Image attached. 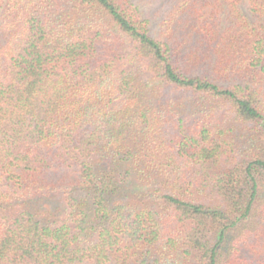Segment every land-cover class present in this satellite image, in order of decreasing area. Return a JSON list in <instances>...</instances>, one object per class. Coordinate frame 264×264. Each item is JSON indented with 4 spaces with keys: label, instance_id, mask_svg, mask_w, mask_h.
I'll return each mask as SVG.
<instances>
[{
    "label": "trees",
    "instance_id": "1",
    "mask_svg": "<svg viewBox=\"0 0 264 264\" xmlns=\"http://www.w3.org/2000/svg\"><path fill=\"white\" fill-rule=\"evenodd\" d=\"M0 264H264V0H0Z\"/></svg>",
    "mask_w": 264,
    "mask_h": 264
}]
</instances>
